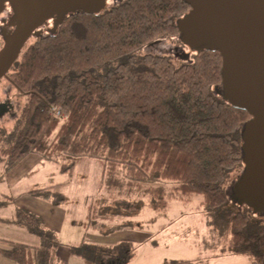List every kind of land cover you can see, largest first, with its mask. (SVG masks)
Listing matches in <instances>:
<instances>
[{"label": "trees", "instance_id": "trees-1", "mask_svg": "<svg viewBox=\"0 0 264 264\" xmlns=\"http://www.w3.org/2000/svg\"><path fill=\"white\" fill-rule=\"evenodd\" d=\"M189 10L185 0H108L100 12H75L55 31L36 36L8 74L22 106L3 132L0 152L11 166L35 153L68 174L79 159H98V193L108 198L90 204L92 230L129 228L126 217L143 208L164 210L172 200L201 195L225 253L264 264V215L231 196L244 167L241 132L251 116L217 93L218 51H192L183 59L173 50L174 42L185 46L178 21ZM158 43L165 46L153 50ZM143 187L146 198L113 195ZM30 193L54 205L67 200L62 183ZM13 222L40 242H12L0 249L4 256L16 264H65L58 234L40 215L18 207ZM70 249L96 264L134 255L85 240Z\"/></svg>", "mask_w": 264, "mask_h": 264}, {"label": "water", "instance_id": "water-1", "mask_svg": "<svg viewBox=\"0 0 264 264\" xmlns=\"http://www.w3.org/2000/svg\"><path fill=\"white\" fill-rule=\"evenodd\" d=\"M190 6L178 21L180 40L192 51H218L222 56L217 93L251 118L242 132L244 164L232 185L240 205L264 215V0H185ZM10 4L15 19L0 50V79L18 60L32 35L53 21L55 31L75 12L98 13L108 0H0V12ZM189 52L182 57L188 59Z\"/></svg>", "mask_w": 264, "mask_h": 264}, {"label": "rangeland", "instance_id": "rangeland-1", "mask_svg": "<svg viewBox=\"0 0 264 264\" xmlns=\"http://www.w3.org/2000/svg\"><path fill=\"white\" fill-rule=\"evenodd\" d=\"M154 45V47H153ZM151 48L161 49L165 43L153 44ZM7 82H0V86L6 85ZM11 88V87H10ZM10 92H12L10 90ZM18 105L22 106V100L19 99ZM7 119L0 125V146L4 138V130L10 129L11 119L4 128ZM8 158L0 152V177L7 180L8 171L6 164ZM53 164L55 162L50 161ZM35 171L30 175L24 176L21 187L32 183L35 178ZM66 174L63 191L66 192L68 203L66 210L72 217V221L82 224L86 217V201L104 202L107 192L98 193L99 181L102 174V164L96 158H82L77 161L76 169L73 174ZM122 192L129 194L122 196ZM113 191L114 197H127L129 199L146 196V187L141 190H121ZM146 198V197H145ZM201 195H194L193 198L184 202L181 200L170 201L165 210L146 209L138 213H134L126 218L132 222V227L123 231L112 234L106 230L88 231L85 242L90 245H105L118 247L121 250L125 248L135 252L128 259H119L111 264H167V261H175L180 259H191L190 264H201L197 260L220 253L222 250L226 252L223 241L218 236V231L210 222V213L205 207L200 205ZM108 200H106L107 202ZM118 219L117 221H119ZM124 220H126L124 218ZM61 255L65 256L63 243L67 239V232L60 234ZM133 243V246L131 247ZM222 243V246H221ZM62 249V250H61ZM118 250V249H117ZM130 251L128 250L125 255ZM234 264H242L241 260H246L245 255L236 254ZM91 264H96L91 260ZM108 264V263H102ZM210 264H219L213 262ZM223 264V263H221Z\"/></svg>", "mask_w": 264, "mask_h": 264}, {"label": "crops", "instance_id": "crops-1", "mask_svg": "<svg viewBox=\"0 0 264 264\" xmlns=\"http://www.w3.org/2000/svg\"><path fill=\"white\" fill-rule=\"evenodd\" d=\"M6 169L9 174L7 180H5L4 177H0V249H10L12 242H22L30 245L39 244L40 238L37 234L31 233L13 222L16 209L18 207H23L40 215L44 219L45 225L54 230L59 238L60 234L67 232V239H65L63 243L66 255H61L59 249V255L65 264H91V260L71 252L70 247L72 245H78L85 240L86 235L89 233L88 231H96L88 228L86 224L88 209L92 200L88 198L86 201V217L82 224L79 225L71 220L72 217L66 210L68 199L61 204L54 205L50 199L30 193L33 189L59 183L63 184V188L65 187L64 183L66 181L64 180L66 174L61 171L58 163L55 162V164H53L43 156L34 153L30 154L24 161L16 166H11L9 162H7ZM31 170L37 173L35 174V178L32 179V183L21 187L24 176L30 175ZM144 210H146V208H143L141 211ZM124 229L128 228L111 232L112 234H116ZM131 247H134L133 243ZM220 253L199 258L197 261L201 264H210L213 262L219 264H234V259L238 257L234 256V254L225 253L223 250ZM241 261L242 264H247L246 260ZM0 264L16 263L4 256L0 251Z\"/></svg>", "mask_w": 264, "mask_h": 264}, {"label": "flooded vegetation", "instance_id": "flooded-vegetation-1", "mask_svg": "<svg viewBox=\"0 0 264 264\" xmlns=\"http://www.w3.org/2000/svg\"><path fill=\"white\" fill-rule=\"evenodd\" d=\"M17 22L18 21L15 19V13L12 7L10 6L9 3H7L6 8L2 12H0V50L2 49L5 43V38H4L5 33H11V31L14 29L15 24H17ZM52 28H53V21L49 20L47 23H45L43 26H41L38 29V32L41 31L42 32L41 34H43V32H50ZM35 37H36L35 34L32 35L30 39L28 40V42L26 43L25 47L28 44H30L31 41H33ZM185 46H182L181 44L174 42L173 50L176 52L177 55H181V56L184 51L189 52L191 54L192 50L189 47L186 48ZM9 72L7 73L5 77L0 79V82H7L6 85L0 86V125L5 121V119H7V122L4 127L8 125L9 119H12L16 114H18L19 112L18 101L21 97L20 95L21 93L19 94V92L12 90L10 88V85L8 83V82H11V80L9 79V75H8ZM10 90L12 92H10Z\"/></svg>", "mask_w": 264, "mask_h": 264}]
</instances>
